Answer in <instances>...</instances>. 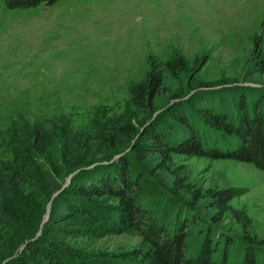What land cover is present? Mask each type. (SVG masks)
Listing matches in <instances>:
<instances>
[{"label": "trees", "instance_id": "trees-1", "mask_svg": "<svg viewBox=\"0 0 264 264\" xmlns=\"http://www.w3.org/2000/svg\"><path fill=\"white\" fill-rule=\"evenodd\" d=\"M58 1L4 0L10 8ZM258 64L264 71V56ZM153 66L130 84L133 115L15 130L11 157L0 156V264H264V240L231 205L237 189L198 188L174 162L175 154L230 158L264 170V91L189 80L159 107L168 74L179 79L186 63ZM227 218L240 229L223 225ZM115 234L141 235L144 246L103 248L99 240Z\"/></svg>", "mask_w": 264, "mask_h": 264}, {"label": "rangeland", "instance_id": "rangeland-1", "mask_svg": "<svg viewBox=\"0 0 264 264\" xmlns=\"http://www.w3.org/2000/svg\"><path fill=\"white\" fill-rule=\"evenodd\" d=\"M263 56L264 0H60L30 8L0 0V156L11 157L7 141L29 123L88 128L128 109L133 115L130 84L159 59L186 63L179 79L168 74L161 107L189 80L264 91ZM174 162L198 188H236L231 205L264 240V170L230 158L175 154ZM201 207L211 214L206 199ZM223 225L240 229L232 218ZM99 243L122 252L145 242L115 234Z\"/></svg>", "mask_w": 264, "mask_h": 264}, {"label": "water", "instance_id": "water-1", "mask_svg": "<svg viewBox=\"0 0 264 264\" xmlns=\"http://www.w3.org/2000/svg\"><path fill=\"white\" fill-rule=\"evenodd\" d=\"M70 178H71V175L67 178V182L70 180ZM58 193H60V191L56 192V193L54 194V196L52 197V199H53ZM50 205H51V201H50L49 204H48V209H47V213H46V215H45V220H47L48 217H49ZM45 220H44V221H45Z\"/></svg>", "mask_w": 264, "mask_h": 264}]
</instances>
